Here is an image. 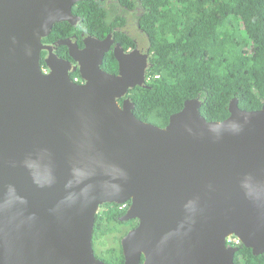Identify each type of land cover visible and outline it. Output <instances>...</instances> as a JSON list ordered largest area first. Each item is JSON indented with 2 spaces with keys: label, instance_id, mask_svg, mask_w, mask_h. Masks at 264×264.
<instances>
[{
  "label": "water",
  "instance_id": "obj_1",
  "mask_svg": "<svg viewBox=\"0 0 264 264\" xmlns=\"http://www.w3.org/2000/svg\"><path fill=\"white\" fill-rule=\"evenodd\" d=\"M79 1L0 0V264H107L98 211L130 200L140 223L122 239L126 264H236L230 236L263 254L264 105L235 98L207 121L196 98L165 127L143 121L127 95L148 86L149 55L119 46V72L103 70L110 35L59 40L84 82L55 54L45 72L43 38L81 20Z\"/></svg>",
  "mask_w": 264,
  "mask_h": 264
},
{
  "label": "trees",
  "instance_id": "obj_2",
  "mask_svg": "<svg viewBox=\"0 0 264 264\" xmlns=\"http://www.w3.org/2000/svg\"><path fill=\"white\" fill-rule=\"evenodd\" d=\"M104 2L85 0L75 5L85 32L104 38L115 26H124L126 15L138 13L140 29L147 34L148 86H138L127 95L139 119L165 127L187 100L196 98L207 121L228 118L235 98L244 110L264 105V0H110L106 8ZM72 29L69 22L58 23L49 39H61ZM116 39L126 47L133 42L123 33ZM104 62V69L118 73L114 53L109 52ZM106 215L97 214L93 243L107 264H126L120 236L113 238L115 245L104 247L110 232L104 224ZM237 246L236 264H264V253L255 255L242 242Z\"/></svg>",
  "mask_w": 264,
  "mask_h": 264
},
{
  "label": "flooded vegetation",
  "instance_id": "obj_3",
  "mask_svg": "<svg viewBox=\"0 0 264 264\" xmlns=\"http://www.w3.org/2000/svg\"><path fill=\"white\" fill-rule=\"evenodd\" d=\"M85 1V0H82ZM103 2L105 0H102ZM81 2V1H79ZM79 2H77L75 5H77ZM110 3V0H107L104 2L103 7L106 8V5H108ZM75 5L73 6V13L76 14L75 9ZM80 17V16H78ZM127 17V22L124 24V26H115L114 30L110 33L107 34V36H105L104 38H100L98 36H95L93 34L87 33L85 32L81 26H80V21L77 22V24H71V26L74 27V29L69 30L68 33L64 32L63 33V38L61 39H67L70 38L71 41L76 42L78 44V46L81 49H84L86 47V43H85V38L87 36H94L98 39L104 40L107 39L108 36H111V40L110 41V48L105 52L104 58L105 56L109 53L112 52L115 55V49L117 47H121L124 49V53H126L125 55L131 56L133 57V51L138 49L140 50L143 54H147L149 55V59H150V46H149V42L147 39V34L140 29V25L137 21V17H138V13H131L129 15H126ZM68 22V21H66ZM133 22V26L131 25V23ZM61 23V22H56V24ZM54 25V26H55ZM53 26V28H54ZM136 27L135 30H133V28ZM139 27V28H138ZM52 28V31H53ZM51 31V33H52ZM66 31V30H65ZM50 33V34H51ZM120 33H123L127 36H129L130 38H132L133 42L131 41V45L129 47H126L125 43L122 42V40H117L116 37L119 36ZM50 34L47 35L46 37L43 38V43L47 46H50L52 49L50 50V48H46L42 50V65L44 66V70H47L45 72H50L49 68L47 67L46 64V60L50 57L51 54H55L57 55L59 58L64 59L67 62L66 67H70L69 70V75L73 80H76L78 83H82L84 82V79H81V75H75L74 78L72 77L74 75L75 72H79L80 73V65L79 62L76 61L69 52V45H60L59 44V38H56L55 40H50ZM147 44V46H145ZM123 56V55H122ZM115 58L117 60L118 63V72L120 69V62L117 58V56L115 55ZM148 59V64H147V68H146V79L149 77L148 70L150 68V61ZM46 66V67H45ZM101 66H105V62L103 60V63ZM110 67H112L111 65H109ZM103 70L110 72L107 69H104L102 67ZM112 73V72H110ZM117 74V73H114ZM132 202L131 201H127L125 203H117V202H108V203H104L103 205L100 206V209L98 211L99 212H106V218L107 220L104 221V224H106L109 227V234H114V236H120L121 237V244H122V239L128 235V233L130 231H132L133 229H135L136 227H138L140 221L138 218H131V217H127L128 216V212L131 208ZM112 209L113 211L109 210ZM101 238H98V243L100 245L99 251L101 252L102 250V246L100 243ZM93 248H94V253L95 256L98 259H101V256L98 253V249H97V245L93 243ZM124 254V253H123ZM125 257V256H124ZM125 260V259H124ZM144 260H145V256L142 255L140 260L138 261V264H144ZM105 261V260H104ZM107 263V262H106Z\"/></svg>",
  "mask_w": 264,
  "mask_h": 264
},
{
  "label": "rangeland",
  "instance_id": "obj_4",
  "mask_svg": "<svg viewBox=\"0 0 264 264\" xmlns=\"http://www.w3.org/2000/svg\"><path fill=\"white\" fill-rule=\"evenodd\" d=\"M131 25L133 26V22L131 23ZM135 29H136V27L133 28V30H135ZM145 46H147V44ZM114 237H115L114 234H107V236H105V242L106 243H104V247H108L112 243H113V245H115L116 242L115 241L113 242Z\"/></svg>",
  "mask_w": 264,
  "mask_h": 264
},
{
  "label": "built area",
  "instance_id": "obj_5",
  "mask_svg": "<svg viewBox=\"0 0 264 264\" xmlns=\"http://www.w3.org/2000/svg\"><path fill=\"white\" fill-rule=\"evenodd\" d=\"M226 242L228 245L237 246L238 244L241 243V240L236 236H232V237L230 236L227 238Z\"/></svg>",
  "mask_w": 264,
  "mask_h": 264
},
{
  "label": "clouds",
  "instance_id": "obj_6",
  "mask_svg": "<svg viewBox=\"0 0 264 264\" xmlns=\"http://www.w3.org/2000/svg\"><path fill=\"white\" fill-rule=\"evenodd\" d=\"M81 18V17H80ZM148 79H150V75H149V77L146 79L147 80V83H148ZM242 242V241H241ZM234 247H238V246H234Z\"/></svg>",
  "mask_w": 264,
  "mask_h": 264
}]
</instances>
